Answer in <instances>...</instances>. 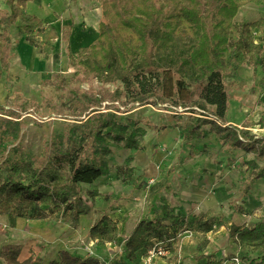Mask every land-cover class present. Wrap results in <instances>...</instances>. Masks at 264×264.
I'll return each instance as SVG.
<instances>
[{
	"label": "trees",
	"instance_id": "obj_1",
	"mask_svg": "<svg viewBox=\"0 0 264 264\" xmlns=\"http://www.w3.org/2000/svg\"><path fill=\"white\" fill-rule=\"evenodd\" d=\"M29 1L32 0H4L10 12L0 7V81L10 68L11 36L5 29L7 26L23 23L19 36L30 42V34L37 32L41 38L39 46L44 50L51 48L58 38L53 28L26 12ZM92 1L100 3L99 36L76 54L68 48L69 64L76 68L75 78L86 81L97 78L102 83L121 81L128 92L124 96L129 95L121 103L126 112L149 105L158 110L170 105L192 115L191 122L182 127L184 140H202L215 133L225 148L252 154L255 159L245 162L247 173L250 172L243 192L247 195L252 184L264 179V165L257 164L264 161V136L251 133L249 128L254 123L243 128L229 123V80L247 61L256 67L264 65V47L255 36L257 31L264 32V19L236 24L241 8L249 4L263 7L264 0ZM260 40L264 42V37ZM146 73L155 74L158 79L152 92L135 82ZM245 85L246 81H238L232 87ZM108 95L96 99V105L110 99L119 101L121 93ZM74 106L80 110V117L88 111L84 102ZM7 112L0 105V114ZM149 128L161 131L165 126L149 125ZM128 129L116 117L97 113L70 127L69 145L60 136L50 141L40 156L31 154L20 143L7 146L0 160V171L5 174L0 179V216L28 220L56 216L64 223L77 225L92 210L88 200L109 199L96 190H86L85 194L83 191L85 185L109 174L107 157L112 150L108 142L122 143L128 150L143 149L140 135L143 131L134 129L124 135ZM144 184L143 177H139L136 188ZM244 212L236 207V213ZM167 219L171 220L170 224L166 223ZM171 225L178 226L181 232L185 225L171 207H166L164 218L140 221L125 241L130 253L148 248L152 240L156 244L165 242L169 248L165 237ZM222 226V222H217L206 230ZM118 233L117 223L108 214H103L90 229L93 240L104 242L116 241ZM229 235L238 241L241 249L254 246L259 251V262L243 257L245 264H264V221L250 228L233 223ZM21 250V245L9 244L3 247L1 256L6 264H42L40 257L20 263ZM61 258V264H102L98 259L81 260L67 252H61Z\"/></svg>",
	"mask_w": 264,
	"mask_h": 264
},
{
	"label": "crops",
	"instance_id": "obj_2",
	"mask_svg": "<svg viewBox=\"0 0 264 264\" xmlns=\"http://www.w3.org/2000/svg\"><path fill=\"white\" fill-rule=\"evenodd\" d=\"M0 7L11 11L4 0H0ZM25 10L57 32L58 38L54 41L64 39L67 42V57L68 48L76 54L98 39L101 8L97 1L32 0L26 4ZM17 23L23 25L20 21ZM256 33L264 37V32ZM236 105L234 107L231 104L230 97L229 123L240 128L247 123H254L249 128L251 133L264 136V128H260L259 134L254 132L259 124L251 117L248 118L249 107H244L241 101H237ZM183 118L181 123L169 120L171 126L161 131L155 130L157 137H152L148 144L142 139V150L124 149L122 144L125 154L134 159L133 170L129 175L126 171L121 173L110 170L108 175L100 177L94 184L85 185L86 190H96L109 199L90 200L88 203L92 208L91 212L82 216L77 225L64 223L56 216L46 220L0 216V264H6L1 253L3 247L9 244L21 245L20 263L40 257L42 264H61V252H67L81 260L89 257L98 259L102 264H144L147 253L156 244V240H152L148 248L135 254L130 253L125 241L140 221L164 218L166 207L173 208L174 213L185 221V225L182 232L175 225L168 228L165 238L169 253L165 257L156 258L152 264H233L231 261L227 262L226 255L221 252L213 255V252L203 249V246L207 244V240H212L213 235L214 243L219 245L222 230H227L228 234L233 223L250 228L257 222L264 221L261 217L264 215V195H259L252 188V185L258 181L264 182V179L252 184L249 193L244 195L250 173H247L249 168L245 162L253 160L247 158L252 154H246L241 149L225 148L224 142L215 133H210L202 140H184L182 127L191 121ZM149 143H152L151 147H148ZM156 144L163 145L165 151H156ZM139 177H143L145 184L138 189L136 185ZM150 181L153 183L150 184ZM233 184L237 187L243 185V189L241 194L234 193L230 197L225 192L233 193ZM233 199L236 200L231 203ZM236 207L243 208L244 214L236 213ZM103 214H108L118 225L119 233L114 242L93 240L90 237V229ZM215 222H222L223 226L213 234V230L206 229ZM166 223L170 224L171 220L167 219ZM7 225L10 227L5 230ZM196 226L201 230L197 231ZM185 230L193 231V235L189 236ZM227 238L230 253L239 252L241 247L238 241L230 235ZM251 247L254 246L247 249Z\"/></svg>",
	"mask_w": 264,
	"mask_h": 264
},
{
	"label": "rangeland",
	"instance_id": "obj_3",
	"mask_svg": "<svg viewBox=\"0 0 264 264\" xmlns=\"http://www.w3.org/2000/svg\"><path fill=\"white\" fill-rule=\"evenodd\" d=\"M260 18H264V6L249 4L239 11L236 24L254 22ZM20 27V23H16L5 28L11 36V47L10 68L3 73L0 81V105L5 106L8 111L6 114H0V139L3 141V144L0 145V160L3 158L6 147L13 144L20 143L23 148L37 156L47 149L50 141H56L60 136L63 137L65 145H69V141H72L70 127L77 125L79 120H87L97 113H107L110 117H116L119 123L128 125L129 129L123 132L124 135L130 134L134 129H141L143 132L140 135L147 144L152 137H157L155 130L150 129L149 125H164L168 128L171 126L168 123L169 120L173 123L175 120L181 123L185 117L191 121L190 112L173 108L170 105H165V109L159 110L149 105L126 112V107H122L121 103L126 101L129 95L124 96L128 92L123 82L102 83L97 78L87 81L81 77L75 78L76 68L69 64L66 53L67 42L64 39L54 41L51 48L44 50L38 45L40 37L37 33L30 34L29 37L32 40L30 42L19 36ZM255 36L259 39L258 42L262 43L260 34L256 33ZM262 45L264 47V43ZM139 79V81H135L136 85L144 84L147 92H152L158 84L155 74L146 73ZM67 80H72V82L68 83ZM240 80L246 81L243 88L232 87ZM229 82L231 104L236 107L237 101H241L244 107H249L248 118L251 117L257 122V125L259 124L258 127H255L254 132L261 133L260 128H264V65L256 67L247 61ZM108 93L109 95L121 93L120 100L112 101L113 99H110V101H103L96 105V99L100 100V97L107 96ZM79 102H84L88 108V111L81 117L78 116L80 110H76L74 106ZM134 121H138L139 124L134 126ZM108 146L112 150V155L107 157L110 170L121 173L126 171L129 175L133 170L134 159L125 154L122 150V143L118 144L110 140ZM151 146L152 143H149L148 147ZM154 149L164 152L166 148L156 144ZM247 158L255 159L252 155ZM257 164L263 166L264 161H257ZM4 176V172L0 171V179H3ZM151 183L153 181H150ZM233 185V193L225 192L230 197L234 196V193L241 194L243 189L241 184L239 187L236 184ZM252 188L259 195H264V182L258 181L252 185ZM83 191L85 194V186ZM125 194H127L126 197H129L128 193ZM235 200L230 202L234 203ZM261 217L264 219V215ZM9 227L7 225L4 229L7 230ZM195 228L197 231L201 230L199 226ZM218 231L219 228H213V234ZM226 232L227 230H222L220 235L223 236L219 237L221 238L219 245L214 243L215 236L213 235L212 240L206 241L207 244H204L203 249H207L210 253L213 252V255L221 252L222 255H226L227 262L231 261L233 264H245L242 260L243 257L249 261L252 259L260 261V253L255 247L241 249L235 254L230 253L229 244L226 243L229 233L226 234Z\"/></svg>",
	"mask_w": 264,
	"mask_h": 264
},
{
	"label": "built area",
	"instance_id": "obj_4",
	"mask_svg": "<svg viewBox=\"0 0 264 264\" xmlns=\"http://www.w3.org/2000/svg\"><path fill=\"white\" fill-rule=\"evenodd\" d=\"M186 233L189 236L193 235L192 231L190 230L186 231ZM168 253H169V248L167 244L165 242H159L148 251L144 264H152L156 258L165 257L167 256ZM236 261L239 262L238 259H236ZM103 264H107V263H103Z\"/></svg>",
	"mask_w": 264,
	"mask_h": 264
}]
</instances>
